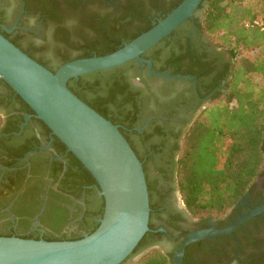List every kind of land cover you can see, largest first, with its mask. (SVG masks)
<instances>
[{"label": "flooded vegetation", "instance_id": "1", "mask_svg": "<svg viewBox=\"0 0 264 264\" xmlns=\"http://www.w3.org/2000/svg\"><path fill=\"white\" fill-rule=\"evenodd\" d=\"M176 1L0 0V29L55 71L102 38L126 43L162 19ZM208 4L143 54L153 72L171 78L150 74L147 63L135 61L110 70L123 91L108 106L107 118L120 126L152 185L149 244L173 256L190 233L228 228L264 204V166L248 192L216 217L195 216L180 193L178 161L185 137L226 93L234 70L231 54L198 28ZM0 119V235L70 240L89 234L102 217L98 184L5 82L0 83ZM183 264H264V211L233 232L189 244Z\"/></svg>", "mask_w": 264, "mask_h": 264}, {"label": "water", "instance_id": "2", "mask_svg": "<svg viewBox=\"0 0 264 264\" xmlns=\"http://www.w3.org/2000/svg\"><path fill=\"white\" fill-rule=\"evenodd\" d=\"M205 0H183L152 28L116 51L77 58L53 71L11 41L0 29V79L7 83L88 169L104 198L99 226L82 238L47 240L0 235V264H124L134 255L150 227L151 203L144 164L120 126L79 97L71 79L105 72L135 61L152 62L143 54L191 19ZM264 204L225 229L192 232L176 250L172 264H183L189 244L225 235L248 218L262 213ZM135 256V255H134ZM133 256V257H134Z\"/></svg>", "mask_w": 264, "mask_h": 264}, {"label": "trees", "instance_id": "3", "mask_svg": "<svg viewBox=\"0 0 264 264\" xmlns=\"http://www.w3.org/2000/svg\"><path fill=\"white\" fill-rule=\"evenodd\" d=\"M182 1H176L162 18ZM205 1L209 4L198 28L231 54L234 70L226 93L206 108L188 131L178 161V183L183 201L195 216L202 218L228 212L248 192L264 166V82L257 79L264 78V16L260 21L242 0ZM258 1L264 5V0ZM156 23L128 37L126 42ZM123 44L117 38H102L84 47V55L80 58L106 55ZM80 78L81 84L71 79L69 87L107 117L108 106L116 104L123 91L119 76L115 71H105ZM86 79L90 82L82 84ZM3 82L0 79V83ZM72 156L89 180L97 183L81 161L74 154ZM148 185L151 190L152 185ZM104 207L103 198L99 205L102 216ZM99 224L98 221L90 233ZM151 236V231L146 233L134 255L146 252L134 262L131 261L134 255L131 256L124 264H172L173 253L150 245Z\"/></svg>", "mask_w": 264, "mask_h": 264}, {"label": "rangeland", "instance_id": "4", "mask_svg": "<svg viewBox=\"0 0 264 264\" xmlns=\"http://www.w3.org/2000/svg\"><path fill=\"white\" fill-rule=\"evenodd\" d=\"M243 4L252 8L253 11L258 15L259 20H262V17L264 16V5L261 4L258 0H242ZM259 81L264 82V78L258 77ZM1 121V119H0ZM146 251H141L132 258V262L137 261Z\"/></svg>", "mask_w": 264, "mask_h": 264}, {"label": "built area", "instance_id": "5", "mask_svg": "<svg viewBox=\"0 0 264 264\" xmlns=\"http://www.w3.org/2000/svg\"><path fill=\"white\" fill-rule=\"evenodd\" d=\"M257 23H260V21H258Z\"/></svg>", "mask_w": 264, "mask_h": 264}]
</instances>
